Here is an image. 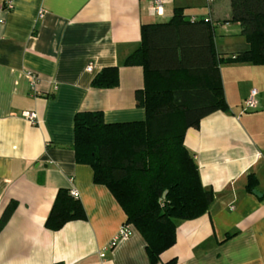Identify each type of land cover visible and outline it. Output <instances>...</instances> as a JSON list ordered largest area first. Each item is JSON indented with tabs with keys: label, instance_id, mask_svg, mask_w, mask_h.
<instances>
[{
	"label": "crops",
	"instance_id": "crops-1",
	"mask_svg": "<svg viewBox=\"0 0 264 264\" xmlns=\"http://www.w3.org/2000/svg\"><path fill=\"white\" fill-rule=\"evenodd\" d=\"M154 1L0 0V214L17 202L0 231V264H149L132 225L110 246L125 214L92 181L91 168L75 162L74 114L144 118L136 96L143 70L122 63L140 43V26L169 20L175 7L211 20L219 55L247 48L238 23L226 22L229 0ZM108 66H118V84L92 87ZM219 70L228 109L201 118L183 139L213 200L204 214L176 225L174 244L156 264H264V65L225 63ZM28 73L37 77L34 88ZM251 90L256 104L245 109ZM60 188L76 191L86 217L52 231L44 223Z\"/></svg>",
	"mask_w": 264,
	"mask_h": 264
},
{
	"label": "trees",
	"instance_id": "trees-1",
	"mask_svg": "<svg viewBox=\"0 0 264 264\" xmlns=\"http://www.w3.org/2000/svg\"><path fill=\"white\" fill-rule=\"evenodd\" d=\"M226 22L238 23L247 48L222 56L213 41V23L189 17L175 7L169 20L140 26V43L124 66H140L143 88L136 92L144 118L105 122L101 111L80 110L73 117L74 159L88 165L92 181L105 186L145 242L149 264L175 242L179 222L204 214L213 193L205 188L198 167L184 146L185 131L215 111L228 109L219 66L225 63L264 65V0H229ZM118 66L102 68L94 88L118 84ZM254 185L249 178L247 188ZM17 202L0 214V231ZM81 202L67 189L57 190L44 226L59 230L85 219ZM172 258L164 264H175Z\"/></svg>",
	"mask_w": 264,
	"mask_h": 264
},
{
	"label": "built area",
	"instance_id": "built-area-1",
	"mask_svg": "<svg viewBox=\"0 0 264 264\" xmlns=\"http://www.w3.org/2000/svg\"><path fill=\"white\" fill-rule=\"evenodd\" d=\"M159 3H160V0H155L154 1V4H155L156 7H159ZM7 5H8V7H11V1H7ZM86 70L87 71H91L92 70V64L91 63H89L86 66ZM28 76H29V79H30L29 80L30 81V86L32 88H34L35 85H36V82H37V77L33 73H28ZM255 94H256V91L255 90H251L250 91L249 96L245 99V102H244L245 109H252V108H254V106L256 104ZM25 116H27L29 118V120L31 122H33V114L26 113ZM69 192L74 197L77 196L76 191L71 190ZM131 233H132V231H131L130 227L128 225H126V224H122L121 227L119 228L116 236L111 240L110 246H112L116 242V240H118L119 238L129 236Z\"/></svg>",
	"mask_w": 264,
	"mask_h": 264
},
{
	"label": "rangeland",
	"instance_id": "rangeland-1",
	"mask_svg": "<svg viewBox=\"0 0 264 264\" xmlns=\"http://www.w3.org/2000/svg\"><path fill=\"white\" fill-rule=\"evenodd\" d=\"M239 46H240L239 43L233 45L234 48H238ZM239 48H240V47H239Z\"/></svg>",
	"mask_w": 264,
	"mask_h": 264
}]
</instances>
